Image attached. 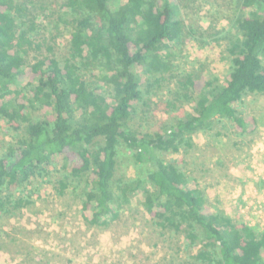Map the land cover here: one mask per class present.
Instances as JSON below:
<instances>
[{"label": "trees", "instance_id": "trees-1", "mask_svg": "<svg viewBox=\"0 0 264 264\" xmlns=\"http://www.w3.org/2000/svg\"><path fill=\"white\" fill-rule=\"evenodd\" d=\"M61 1L73 26L64 58L47 46V56L27 65L37 17L24 0H0V117L20 131L0 156V220L29 203L15 193L50 167L60 174L59 195L80 191L90 225L117 221L140 193L155 225L183 236L190 264H264V228L213 211L169 158L188 152L195 134L218 123L232 122L240 135L255 122L245 121L236 104L264 95V0H236L233 32L223 38L228 73L222 82L188 76L192 109L153 132L130 121L171 72L168 43L185 34L176 0ZM176 96L166 103L173 111L181 102ZM121 150L142 177L118 176Z\"/></svg>", "mask_w": 264, "mask_h": 264}, {"label": "rangeland", "instance_id": "rangeland-1", "mask_svg": "<svg viewBox=\"0 0 264 264\" xmlns=\"http://www.w3.org/2000/svg\"><path fill=\"white\" fill-rule=\"evenodd\" d=\"M24 1L37 17L34 46L25 64L47 56V46L61 61L73 27L71 13L61 0ZM174 4L185 34L168 43L171 72L145 95L147 106H139L130 121L143 132L161 131L192 109L195 95L183 84L188 76L222 82L229 70L223 38L233 32L236 0H176ZM26 85L22 82L19 87ZM175 94L181 102L173 111L166 103ZM236 108L245 121H255L248 133L239 135L232 122L223 121L211 131L195 134L188 152L169 158L186 173L187 187L201 194L213 211L259 225L254 224L253 212L261 192L257 174L264 168V95H246ZM31 117L36 119L37 113ZM19 136L20 131L0 117V156ZM124 154L121 150L118 156V176L125 181L142 177ZM47 172L30 178L15 193L14 199L28 198L29 203L11 208L0 220V264H190L192 254L184 248L183 236L157 227L142 208L140 193L130 196L117 221L93 226L83 216L80 191L59 195L55 188L59 172L50 167Z\"/></svg>", "mask_w": 264, "mask_h": 264}, {"label": "built area", "instance_id": "built-area-1", "mask_svg": "<svg viewBox=\"0 0 264 264\" xmlns=\"http://www.w3.org/2000/svg\"><path fill=\"white\" fill-rule=\"evenodd\" d=\"M259 176V183L261 185V192L259 194L256 203H254V224L256 221L258 226L264 228V168H261V172L257 174Z\"/></svg>", "mask_w": 264, "mask_h": 264}]
</instances>
